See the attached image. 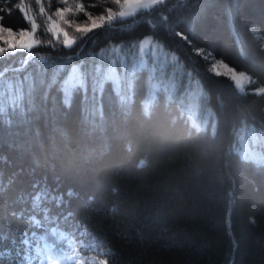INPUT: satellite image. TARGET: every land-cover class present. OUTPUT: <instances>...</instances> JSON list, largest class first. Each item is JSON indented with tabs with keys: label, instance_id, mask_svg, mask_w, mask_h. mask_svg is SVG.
<instances>
[{
	"label": "trees",
	"instance_id": "1",
	"mask_svg": "<svg viewBox=\"0 0 264 264\" xmlns=\"http://www.w3.org/2000/svg\"><path fill=\"white\" fill-rule=\"evenodd\" d=\"M20 3L30 15L38 11L35 0H0L5 27L26 28L15 8ZM42 3L49 8L48 0ZM101 8L91 9L99 13ZM36 21L42 25L38 15ZM146 35L200 81L196 115L186 110L187 75L177 76L172 99L157 92L147 114L146 74L134 82L124 109L110 84L95 94L89 85L87 119L83 92H73L65 107L62 94L50 90L27 141L0 129V233L5 237L0 249L10 253L0 264H25L16 253L23 236L36 230L35 185L63 195V203L50 210L68 220L65 228L94 260L264 264V164L257 162L264 157V91H258L264 88V0H165L149 14L97 29L72 49L33 51L58 63L68 57L79 63L109 45H131ZM21 58H7L0 68L16 66ZM211 58L246 71L252 81L239 89L230 76L211 70ZM172 71L166 68L164 78ZM244 150L256 159H243Z\"/></svg>",
	"mask_w": 264,
	"mask_h": 264
},
{
	"label": "snow or ice",
	"instance_id": "2",
	"mask_svg": "<svg viewBox=\"0 0 264 264\" xmlns=\"http://www.w3.org/2000/svg\"><path fill=\"white\" fill-rule=\"evenodd\" d=\"M35 2L38 6L35 15L28 13L25 4L15 5L24 17L25 29L14 32L11 27H5L0 23V63L18 54L22 57L16 66L0 68V129L7 127L10 137L23 138L27 141L32 134L34 119L49 100V91L54 88L62 94L61 102L65 107L71 105L73 92H83L84 116L87 119L89 85L95 94L98 91L102 92L105 84H110L120 107L124 109L131 102L134 82L141 74L148 76L150 88V98L144 106L146 114L157 92H167L169 99L173 98L178 87L176 79L178 75H187L189 78L191 90L186 93L189 101L186 110L191 111L197 107L196 102L203 95L200 81L194 80L191 72H185L178 57L169 54L162 44L154 41L151 35H146L131 45L119 43L109 45L108 48H102L98 54H90L87 61L81 59L79 63H74L72 57L67 58V63H58L49 56L33 51L41 46L55 50L58 45L64 49H72L78 40H84L97 29H103L105 26L113 29L116 24L129 18L149 14L157 6L163 5L165 0H97L96 4H90L88 8L95 9L98 4H111L101 8L97 15L88 11L83 0H71V3L69 0H57V3L63 6L54 10H51L53 0H48V9L45 8L42 0ZM81 13L84 14V20L82 23H77L76 17ZM36 15L42 18V25L37 23ZM0 21H3L2 16ZM69 29L72 30L71 33ZM40 31L50 35L51 38L41 39L37 34ZM92 42L95 43V40L93 39ZM169 67L173 71L171 76L165 79V69ZM8 73L12 75L9 76ZM51 103V111L55 113V97H51ZM208 115L212 116L213 113L209 110ZM204 123L206 124L207 121ZM194 126L198 132L203 130L200 123ZM242 158L256 159L251 153L242 154ZM257 162L264 164V157ZM144 163L145 161L141 160L139 166L142 167ZM34 187L37 191L32 194L31 207L39 213L38 218H33L36 230L23 236L20 241L21 247L17 249L16 254L22 256L25 264L32 262L34 258L36 262L43 258V264H49L50 259H66L61 249L72 247L75 234L65 228L68 220L64 216L52 213L50 210V206L59 207L64 197L46 185ZM83 234L89 235L87 232ZM2 239L5 237L0 233V240ZM80 246L87 248L83 242ZM8 255H10L8 251L0 249V259ZM72 259L74 264L75 258Z\"/></svg>",
	"mask_w": 264,
	"mask_h": 264
},
{
	"label": "rangeland",
	"instance_id": "3",
	"mask_svg": "<svg viewBox=\"0 0 264 264\" xmlns=\"http://www.w3.org/2000/svg\"><path fill=\"white\" fill-rule=\"evenodd\" d=\"M95 3H97V0H94ZM93 1V2H94ZM69 2L71 3V0H69ZM84 4L86 6V8H88V5L92 4L93 2L89 1H84ZM57 5V7L63 6L57 3V0H55V3ZM111 6V4H103L102 7H108ZM51 10H54V8ZM88 11L92 12L93 15H97L99 13H95L92 11L91 8H88ZM84 20V14L81 13L76 17V22L77 23H82ZM1 23V22H0ZM14 32H16L17 30L13 29ZM71 29H69V32L71 33ZM5 35H7V33H5ZM77 35H79L77 33ZM210 67L211 70L217 74H226L228 76H230L236 83L237 87L239 89H244L246 88V86L248 84H250V82L252 81V77L249 73H247L246 71H241V70H237L235 67H233L232 65L228 64L227 62L223 61L222 59L219 58H211V63H210ZM248 79H245V78ZM237 81H239V83H237ZM264 90V88H259L258 91ZM200 98V97H199ZM197 103V107L192 109V113L193 116L196 115L197 111H198V105H199V99L196 102ZM245 154H249L250 152L247 150H244ZM81 240L74 238L73 237V243H72V247L71 248H64L61 249V252L66 255V259L63 260H56V259H50L49 260V264H73V257L75 258L74 264H107L105 260L103 259H93V256L91 255V253L88 251V249L86 248H82L80 246L81 244ZM85 244V243H84ZM28 264H43V258H41V260L39 262H29Z\"/></svg>",
	"mask_w": 264,
	"mask_h": 264
}]
</instances>
